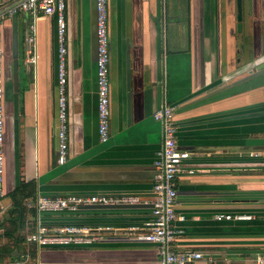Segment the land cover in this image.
Segmentation results:
<instances>
[{
    "label": "crops",
    "instance_id": "0c3cea01",
    "mask_svg": "<svg viewBox=\"0 0 264 264\" xmlns=\"http://www.w3.org/2000/svg\"><path fill=\"white\" fill-rule=\"evenodd\" d=\"M64 1L68 153L62 165L56 162L55 15L19 10L3 19L0 224L10 218L11 192L23 184L33 191L22 198L24 226L12 237L0 226V246L13 249L0 264H157L163 256L157 243L43 247L27 236L37 225L110 226L114 229L104 233L113 234L149 219L151 207L38 212L34 202L38 194L150 195L153 162L163 142V120L155 113L163 105L173 108L178 147L190 153L175 180L183 233L169 249L201 252V259L188 264H259L257 257L264 255V0H242L240 31L236 0H109L106 142L98 135L96 0ZM220 212L253 217L215 219Z\"/></svg>",
    "mask_w": 264,
    "mask_h": 264
},
{
    "label": "built area",
    "instance_id": "2783aa9c",
    "mask_svg": "<svg viewBox=\"0 0 264 264\" xmlns=\"http://www.w3.org/2000/svg\"><path fill=\"white\" fill-rule=\"evenodd\" d=\"M109 0H96V96L98 135L101 142L110 137V51H109ZM24 11L36 15H55L58 42L57 60V156L59 165L65 163L68 153V123L65 67V1L64 0H12L10 4L0 2V199L5 195L3 181L5 175L4 156V91H3V46L2 25L6 15L11 16L17 11ZM157 119L163 120L162 148L153 162L154 175L150 195L137 194H65L52 196L38 194L34 206L38 212L75 211L81 206L90 204H152L151 217L139 225H130L119 233H104L114 229L110 226H47L37 225L27 236V241L37 246H80L100 242L136 241L157 243L163 247V256L157 264H188L202 258L201 252L193 250H170L169 244L183 233L178 223L185 220V215L178 212L176 177L185 170V160L190 153L180 149L176 142V125L173 120V108L163 105L155 113ZM187 173H194L193 168H187ZM215 219L241 220L250 219L248 213H216ZM257 263L264 264V255L257 257Z\"/></svg>",
    "mask_w": 264,
    "mask_h": 264
},
{
    "label": "trees",
    "instance_id": "16d2710c",
    "mask_svg": "<svg viewBox=\"0 0 264 264\" xmlns=\"http://www.w3.org/2000/svg\"><path fill=\"white\" fill-rule=\"evenodd\" d=\"M28 184L21 185L20 188H17L13 192H11V198L13 201V209L9 211L10 218L9 220H6L0 224L1 227H4L3 235L6 237H12L14 232L17 230V227H23L24 224V207L21 205L22 198L26 195H31L33 189L30 187L28 190L27 187ZM30 185V183H29ZM24 238V237H23ZM16 241L21 242L22 237L16 238ZM11 251H13L12 248L8 245L0 246V258H3V256L8 255Z\"/></svg>",
    "mask_w": 264,
    "mask_h": 264
},
{
    "label": "water",
    "instance_id": "95a60500",
    "mask_svg": "<svg viewBox=\"0 0 264 264\" xmlns=\"http://www.w3.org/2000/svg\"><path fill=\"white\" fill-rule=\"evenodd\" d=\"M236 20H237V30L240 31L242 27V0H236ZM264 66V63L262 64ZM125 71H126V98H127V118L130 119L131 113V95L129 92V54H128V41L126 40L125 46ZM85 208H101V209H136L144 207H152V204H113V205H99V204H90L83 206Z\"/></svg>",
    "mask_w": 264,
    "mask_h": 264
},
{
    "label": "flooded vegetation",
    "instance_id": "af4514ba",
    "mask_svg": "<svg viewBox=\"0 0 264 264\" xmlns=\"http://www.w3.org/2000/svg\"><path fill=\"white\" fill-rule=\"evenodd\" d=\"M110 40V39H109ZM109 46H110V44H109ZM110 48H111V46H110ZM110 51V66H111V61H112V51L111 50H109Z\"/></svg>",
    "mask_w": 264,
    "mask_h": 264
}]
</instances>
